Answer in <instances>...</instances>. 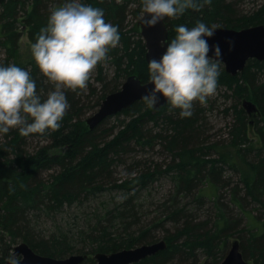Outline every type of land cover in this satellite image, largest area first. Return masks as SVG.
<instances>
[{"label":"trees","instance_id":"16d2710c","mask_svg":"<svg viewBox=\"0 0 264 264\" xmlns=\"http://www.w3.org/2000/svg\"><path fill=\"white\" fill-rule=\"evenodd\" d=\"M62 2L0 0V48L5 56L0 58V64L8 65L15 61L23 34L19 30L20 25L24 24L29 29V39L35 42L41 28L46 26L50 9ZM83 2L102 8L106 21L119 26L121 37L118 45L109 50L108 59L103 61V64L109 63L112 71H105V67L99 70L101 94H98L95 87L91 88L90 93L97 96L93 106L96 109L109 94L120 90L128 77L135 75L143 83L149 82L145 42L138 25L134 30H129L127 25L130 14L141 17L142 0ZM238 18L233 4L228 0H212L211 4H203V0H198L196 8H189L176 18H167L169 39L175 35L176 25L187 24L192 27L198 20L236 30L264 24V5L249 18ZM20 67L30 71L36 80L38 93L46 98L54 85L41 74L35 61ZM263 72L264 62L255 59L250 60L245 71L236 77L229 75L222 67L218 88L225 87L236 100L250 96L249 101L259 109L257 115H261L255 125L256 133L264 144ZM66 93L70 108L61 121V127L44 134L28 136L39 135L46 141V145L37 147L33 152H26L24 147L28 137L21 136L16 129L2 134L0 264L7 263L6 258L20 240L40 255L64 259L75 252L96 255L153 244L161 241L156 235L159 232H164L162 240L167 242V249L138 264H199L201 250L206 252L209 264H218L226 256L227 238L233 233L240 239L245 259L254 264H264V156L259 154L253 160L245 150H241L240 155L247 165L242 172L245 195L242 196L243 190H238L239 187L234 188L228 205L224 202L222 190L230 180L223 175L221 165L232 163L236 170V155L223 153L218 160L205 159L210 156L212 149L217 148V144H206V114L198 101L194 102L193 115L188 118H181L179 110L171 109L169 104L154 111L146 101H140L117 115L119 117L123 114L130 119L121 120L120 131L112 140L106 141L100 140L107 134L106 131H99L100 125L90 131L86 122L79 118L84 110V105L80 103L85 91L66 90ZM230 110L235 117L230 127L232 143L235 147L246 146L249 125L247 111L236 104L228 112ZM108 132L113 134V129ZM156 144L173 156L172 163L165 171L160 168L152 172L145 171L120 185L115 184V188L125 191L123 200L113 206L103 205L100 211L93 214H85L83 224L77 223L74 233L70 228L65 229L63 224L55 227L51 234L41 229L42 220L49 219L65 208H80L90 201V197L105 193L106 183L112 178V167L120 161L126 164L124 158L136 149L145 150ZM54 166H59L60 172L44 180L43 173L49 172ZM162 173L168 174L174 183L172 194L169 200L167 197L165 202L157 204L153 209L157 215L146 223L145 217L155 203H145L143 194ZM200 184L207 188L200 189ZM195 196L201 207L205 206L209 197L211 202L214 201L215 208L221 213L220 225L215 222L210 227L209 220H201L198 214L187 209L184 200L195 199ZM249 201L259 207L258 212L261 214L250 215L251 228L248 226L249 229H246L241 226L247 216L244 209ZM231 206L238 207L241 218L232 215ZM79 245L82 247L79 248ZM87 262L94 263V260L89 258Z\"/></svg>","mask_w":264,"mask_h":264},{"label":"clouds","instance_id":"9594fccd","mask_svg":"<svg viewBox=\"0 0 264 264\" xmlns=\"http://www.w3.org/2000/svg\"><path fill=\"white\" fill-rule=\"evenodd\" d=\"M198 0H142V22L155 26L176 18ZM212 0H203L211 4ZM217 25L198 20L194 26L179 24L175 35L165 42L159 58L147 61L152 88L142 100L156 107L161 98L178 109L181 118L193 115L194 102L207 103L218 88L225 64L219 43H209ZM119 26L106 21L104 10L83 0H63L50 9L46 26L31 45V54L41 74L54 85L42 98L36 80L26 68L15 63L0 64V135L16 129L21 136L44 134L61 127L70 108L66 90L87 87L91 72L108 59L120 41ZM233 46L230 44V47ZM212 53L209 55V53ZM7 264H23L14 250Z\"/></svg>","mask_w":264,"mask_h":264},{"label":"rangeland","instance_id":"374dc122","mask_svg":"<svg viewBox=\"0 0 264 264\" xmlns=\"http://www.w3.org/2000/svg\"><path fill=\"white\" fill-rule=\"evenodd\" d=\"M228 2L233 4L234 10L236 13V17H251L257 11L261 8L262 5H264V0H228ZM142 17V16H141ZM140 17V18H141ZM136 16V14H130L128 16V29L134 30V27L138 25V22L140 20ZM238 18V19H239ZM264 24H258L254 26H259ZM253 27V26H250ZM222 28V27H217ZM232 29V28H231ZM20 32H22V38L19 42V49L17 56L15 58V63L17 66H27L32 61H34V58L31 54V45L32 42L29 39L28 31L29 29L24 25H20ZM4 53L2 52L0 48V58H4ZM101 67H105V71H112L109 63L100 62L95 67V69L90 74V79L88 81L87 87L81 90V92H84V95L81 98V105L84 107L83 112L80 115V120L85 122L89 117L93 116L98 110L99 107L96 109H93V106L95 105V102L97 100L96 95H92L90 93L91 88L95 87L97 89L98 94H101L102 92V84L98 81L99 77V70ZM222 67L225 68L223 65ZM226 72V70H225ZM111 76V75H110ZM262 79L264 80V72L261 74ZM126 81V80H125ZM124 81V82H125ZM123 82V83H124ZM250 96L246 95L238 100L234 99L232 97V92L227 91L225 87L217 88V91L214 95L208 97L207 103L201 104L198 102L200 107L205 109L206 114V134L208 136V141L206 144L209 145H215L217 144L216 149H212L210 152V156L205 157V159H220L221 154L225 153L228 155H236L235 161H236V170L233 167L232 163H227L221 165L224 169V176L226 179L230 180V183L226 184V188L222 190V195L225 199V203H228L230 205V197L232 194V190L236 187H239L238 190H243L241 192L242 196L245 195L244 191V184L242 182V172L247 168V165L245 164L244 160L242 159V155H240L241 150H245L246 153H248V157L250 159H255L259 154L264 156V144L260 138V136L256 133V121L261 118V115H257L255 113L248 114L246 112L247 121L249 123L247 127V138L248 143L246 146L239 147L234 146L232 143V136L230 135V127L235 121L234 112L229 109L233 105H238L239 108H243V104L245 100H249ZM92 109V110H91ZM125 119L126 121H129V117L121 114L119 117L117 115L112 116L108 118V120L104 121L103 124L100 125L99 131L103 130L106 131L107 134L102 136L100 140H112V138L117 135V133L120 131V121ZM110 129H113V134L109 133L108 131ZM100 135H102L100 132H98ZM0 145L4 143V140L2 138V135L0 136ZM46 145V141L41 138V136L36 135L33 137L27 138L26 146L24 147L25 151L27 152H33L34 149H36L39 146ZM260 155V156H261ZM134 158L135 160H132ZM125 163L120 161L119 164L112 167L113 172L111 175V179L109 182L106 183V191L103 194H98L95 197H90V201L85 202L82 207H73L70 209H64L63 211H59L58 213H55L53 216H50L49 219L42 220L41 223V229L46 234H51L55 227L58 225H62L65 227V229L70 228L72 233H74L77 229V223L83 222V217L85 214H93L96 211H100L102 209L103 205L109 204V206H113L116 203H119L124 198V192L123 189L115 188V184L120 185L122 182H125L127 179H131L137 174L140 175L145 171H154L156 169H159L161 171H165V169L168 168V165L172 163L173 156L169 153L163 150L160 145H157L155 147H147L145 150L136 149L135 152L132 154L126 155ZM61 168L59 166H54L52 170L49 172L43 173L42 178L44 180H49L52 174L59 173ZM131 173H133V176L130 177ZM135 174V175H134ZM223 176V177H224ZM173 181L170 178V176L166 173H162L158 175L157 181L150 185L149 189L145 191L143 194L145 198V203L150 205V203H155L153 206L150 207L149 215L145 217L146 223L150 221L154 216L157 214L153 209H155L158 205L162 202H165L166 198L169 200L170 195L172 194L173 190ZM227 185H229L227 187ZM202 189H206L207 186L199 185ZM199 193V189L197 190V194ZM142 195V196H143ZM143 198V199H144ZM227 198V199H226ZM167 200V201H168ZM147 205V207H148ZM184 205H187V209L190 212H194L198 214V218L201 220H209L210 221V227L215 224V222H218L220 225L222 223L221 213L215 208L214 201H210V197L207 199V203L205 206L201 207L197 201L196 196L195 199L193 198H187L184 200ZM78 206H80L78 204ZM233 211H231L232 215L235 218H241L242 214L238 207L231 206L230 207ZM258 206L252 202L249 201L247 205L245 206L244 212L247 214L243 225L241 228L249 229L251 228L250 225L252 224V217L250 215H259L261 214L258 212ZM83 224V223H82ZM218 225V226H219ZM249 226V228H248ZM174 232V231H172ZM232 234V233H231ZM158 240H162L164 238V232L156 233ZM235 240H239L238 235L236 233L232 235H228L227 243V253L230 251L232 243ZM23 241L20 240L18 244L22 243ZM16 245V246H17ZM223 246V244L221 245ZM82 245H79V248H81ZM81 254L80 252H75L74 255ZM83 254V253H82ZM94 255H89V258L92 259ZM210 259L208 258L206 252L201 250V254L199 257V264H209ZM249 264H254L253 261L248 260Z\"/></svg>","mask_w":264,"mask_h":264},{"label":"water","instance_id":"95a60500","mask_svg":"<svg viewBox=\"0 0 264 264\" xmlns=\"http://www.w3.org/2000/svg\"><path fill=\"white\" fill-rule=\"evenodd\" d=\"M139 33L145 42L147 50V61L152 58H159L166 50L165 42L169 39V29L167 18L158 22L155 26L148 27L142 22V17L138 22ZM209 43H219L222 49V58L225 61L226 72L236 77L243 73L250 60L255 59L264 62V25L248 27L241 30L231 28H216L215 36ZM230 44L233 46L230 47ZM212 53L210 52L209 55ZM152 88L149 82L143 83L137 76H130L122 84L120 90L109 94L102 102L99 110L85 122L90 131L97 128L109 117L118 115L130 109L134 104L144 101L141 99ZM165 99L161 98L154 111L167 105ZM244 109L248 114H257L258 107L255 103L245 100ZM1 212V208H0ZM167 242H159L141 245L131 249H124L113 253H97L92 262L87 254L70 255L64 259H56L36 253L26 242H22L14 247V251L20 255L23 264H138L148 257H152L167 249ZM245 259L239 240L232 243L230 251L218 264H249ZM7 264V263H6Z\"/></svg>","mask_w":264,"mask_h":264},{"label":"bare ground","instance_id":"6f19581e","mask_svg":"<svg viewBox=\"0 0 264 264\" xmlns=\"http://www.w3.org/2000/svg\"><path fill=\"white\" fill-rule=\"evenodd\" d=\"M87 125V124H86ZM88 127V126H87ZM89 128V127H88ZM90 130V129H89Z\"/></svg>","mask_w":264,"mask_h":264}]
</instances>
